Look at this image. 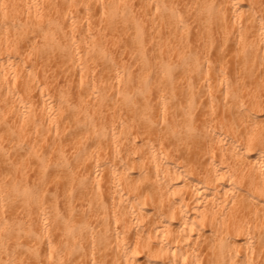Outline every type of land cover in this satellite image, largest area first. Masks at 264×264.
Segmentation results:
<instances>
[{
    "label": "bare ground",
    "instance_id": "obj_1",
    "mask_svg": "<svg viewBox=\"0 0 264 264\" xmlns=\"http://www.w3.org/2000/svg\"><path fill=\"white\" fill-rule=\"evenodd\" d=\"M0 264H264V0H0Z\"/></svg>",
    "mask_w": 264,
    "mask_h": 264
}]
</instances>
